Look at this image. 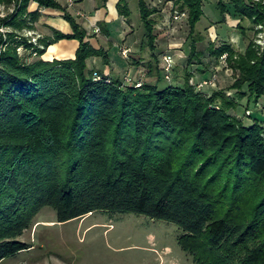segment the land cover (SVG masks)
<instances>
[{
	"label": "trees",
	"instance_id": "obj_1",
	"mask_svg": "<svg viewBox=\"0 0 264 264\" xmlns=\"http://www.w3.org/2000/svg\"><path fill=\"white\" fill-rule=\"evenodd\" d=\"M14 1L16 12L2 20L14 31L0 36V263L33 247L21 238L50 207L59 223L105 212L175 224L195 264H264V119L250 113L248 125L235 114L244 99L264 98V48L258 51L252 41L244 53L226 43L200 52L196 35L205 0H174L189 13L192 42L185 80L172 84L163 62L168 51L156 53L154 12L139 0L143 51L149 47L152 54L142 66L156 81L137 87L139 81H125L129 74L110 77L88 68L94 57L109 66V52L94 48L57 0ZM32 3L64 13L73 33L53 29L41 43L77 40L74 59L45 61L46 49L19 34L40 20L39 10L29 11ZM218 6L223 18L240 19L241 29L244 21L264 26L262 2ZM117 8L130 17L127 0ZM20 47L40 58L29 60L32 54L22 56ZM169 54L173 72L176 54ZM226 54L239 73L229 88L209 95L191 84L197 73L199 82L218 81L211 69ZM209 57L216 64L206 62ZM163 80L168 85L161 86Z\"/></svg>",
	"mask_w": 264,
	"mask_h": 264
},
{
	"label": "rangeland",
	"instance_id": "obj_2",
	"mask_svg": "<svg viewBox=\"0 0 264 264\" xmlns=\"http://www.w3.org/2000/svg\"><path fill=\"white\" fill-rule=\"evenodd\" d=\"M171 1L152 2L149 7L154 12L152 18L156 21V29L159 34L156 53L165 49L176 54V68L171 74L173 79L170 83L182 84L186 76L184 64L191 52L189 16L181 21L173 20L172 8L176 9L177 6L175 2L173 5L170 4ZM262 3L264 4L263 1ZM16 4L14 0L0 2V36L3 35L4 39H8V33H12L14 30L2 20L9 19L16 12ZM221 17L216 0H206L204 16L197 25L198 35L196 38L202 39L198 44L200 52L208 54L211 44L219 47L226 43L230 44L237 52L244 53L252 41L256 49L262 52L264 47L261 46V43L264 39L261 41L259 39L264 38V28L254 27L250 21H244L241 29L238 27L240 19H236L235 16L233 18L237 21L231 20L228 25H225L221 21ZM131 19L136 30L141 32V39H144L145 29L141 19L139 0L132 6ZM36 25L34 28L23 29L19 34L23 35L29 43L33 38H37L39 47H34L47 51L49 47L46 48L41 43L45 36L41 34ZM211 25H217L216 30L229 40L217 39L216 31ZM243 30L247 31L246 35L242 34ZM38 34L40 37L37 36ZM235 35L240 37L237 36V41L234 42L232 38ZM212 40L218 41L214 43ZM18 51L22 56L32 54L29 60L40 58L38 54L34 55L30 50L27 52L23 47H20ZM141 55L148 62L152 57L150 48L145 49ZM227 56L226 63L222 62L221 58L220 62H217V66H212L211 70L218 72L219 79L216 84H212L210 81H201L208 82L204 84L203 88L199 87L205 93L211 95L215 88L217 90L227 89L239 77V73L233 69L229 62L228 54ZM205 60L216 64V61L210 57ZM194 69L195 66L192 70L193 74L197 73ZM132 80L135 79L132 78ZM198 80H200V76L197 73L196 78L191 80V84L200 83L199 85H201L202 83ZM165 85H168V81L163 80L161 86ZM232 93L227 91V95ZM253 112L264 119V98L259 103L249 101L248 98L244 99L235 114L250 125L253 120L249 118V114ZM34 223L33 228L21 238L22 241L33 247L29 251L5 259L0 264H195L192 256L185 253L179 243L182 234L181 228L166 221L152 220L147 216L96 212L82 219L59 223L56 211L47 207L36 215Z\"/></svg>",
	"mask_w": 264,
	"mask_h": 264
},
{
	"label": "crops",
	"instance_id": "obj_3",
	"mask_svg": "<svg viewBox=\"0 0 264 264\" xmlns=\"http://www.w3.org/2000/svg\"><path fill=\"white\" fill-rule=\"evenodd\" d=\"M57 1L62 6L66 7L68 12L87 30L88 41L94 48H105L109 52V66L105 65L102 58L94 57L87 62L90 70L99 71L110 77L118 76L124 78L129 74L131 78L143 83L156 81L154 78H148L146 69L142 66V64L144 66L146 64V61L141 55L143 53L142 43L144 39H141V32L139 33L136 30L131 19L132 6L138 0H127L131 13L129 18L119 15L117 5L121 0H73V3H70V0ZM145 1L148 5H152V2L156 3L161 0ZM221 1L225 5H228L230 0H216L220 14L221 11L218 5ZM36 10H39L41 13L40 20L36 26L43 36L49 38L53 37V29L64 34L73 33L71 25L64 19V13L62 11L52 8H39L37 3H32L29 11L33 12ZM221 18L225 20L224 22L221 20L225 25H228L231 20H235L230 13H227L225 18H223V16ZM100 23L105 24V30L101 31ZM211 26L216 31L215 35L217 39L221 41L229 40L222 33L220 34V31L216 30L217 25ZM96 29H99L100 32L96 33ZM237 36L239 35L233 36L232 41H237ZM217 41L218 40H212L214 43ZM165 44L167 45V43ZM78 47L79 42L77 40H61L51 45L42 59L49 62L54 60L74 59ZM127 48L131 53L128 58L124 57L122 54V51Z\"/></svg>",
	"mask_w": 264,
	"mask_h": 264
},
{
	"label": "built area",
	"instance_id": "obj_4",
	"mask_svg": "<svg viewBox=\"0 0 264 264\" xmlns=\"http://www.w3.org/2000/svg\"><path fill=\"white\" fill-rule=\"evenodd\" d=\"M256 2H264V0H255ZM70 3H73V0H70ZM170 4H174V0H172L171 2H170ZM172 19L173 20H178V21H181V20H183V19H185V18H188V12H186V11H181L180 9H173L172 8ZM259 27H261V28H264L263 26H259ZM95 32L96 33H98V32H100V30L99 29H96L95 30ZM38 37H40V35L38 34L37 35ZM261 39H264V38H260L259 40L261 41ZM30 43L31 44H33L34 46H37V45H39V43H38V39L37 38H33L32 40H30ZM263 43V44H262ZM261 43V46L262 47H264V41ZM37 47H39V46H37ZM40 48H41V46H40ZM21 50V49H20ZM129 53H130V50L127 48V49H124L123 51H122V54H123V56L124 57H126V58H128L129 57ZM34 55H37V53H34ZM227 58H228V56H227V54L226 55H224L223 57H222V62H224V63H226V61H227ZM163 62H164V70H165V74H166V79H168V80H170L171 79V74H172V69H173V63H174V60H173V57L169 54V52H167V53H165L164 55H163ZM125 81L127 82V83H129V84H132L133 83V80H132V78L131 77H127L126 79H125ZM212 84L213 83H215L216 84V82H217V77H214L211 81H210ZM205 83H208V82H205ZM205 83H202L199 87L200 88H203L205 85ZM142 85V83L141 82H139V83H137L136 84V86L137 87H140Z\"/></svg>",
	"mask_w": 264,
	"mask_h": 264
}]
</instances>
